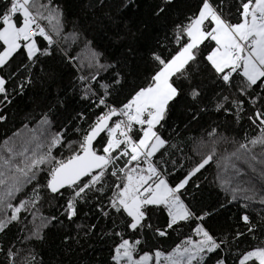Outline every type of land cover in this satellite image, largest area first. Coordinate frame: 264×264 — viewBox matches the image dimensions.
<instances>
[{"label": "snow or ice", "instance_id": "6c2138e0", "mask_svg": "<svg viewBox=\"0 0 264 264\" xmlns=\"http://www.w3.org/2000/svg\"><path fill=\"white\" fill-rule=\"evenodd\" d=\"M18 101L0 264H264V0H0Z\"/></svg>", "mask_w": 264, "mask_h": 264}, {"label": "trees", "instance_id": "16d2710c", "mask_svg": "<svg viewBox=\"0 0 264 264\" xmlns=\"http://www.w3.org/2000/svg\"><path fill=\"white\" fill-rule=\"evenodd\" d=\"M23 110H25V103L23 101H18L16 104H14L11 107V109L8 111V116H9L8 123L6 125L0 126V139L4 137L6 130L15 129L20 126V120H21V115H22ZM207 121H208V118L205 117L204 120L202 121L203 126L195 125L193 128V131L189 133V135H194L197 137L200 135H204L205 128L207 127V123H206ZM244 130H246L249 133L252 132V129H250L247 124L244 125ZM243 134L244 132L241 131V135ZM221 195L223 194L221 193ZM14 234H15V230H13L12 232H9L6 237H0V240H2L5 245H7L8 241L13 238ZM106 255H107L106 250L101 249L99 247H97V249L94 252L92 250H89L90 257L91 256L101 257V256H106ZM46 258L50 259L51 253H49ZM0 259H2V257H0Z\"/></svg>", "mask_w": 264, "mask_h": 264}]
</instances>
